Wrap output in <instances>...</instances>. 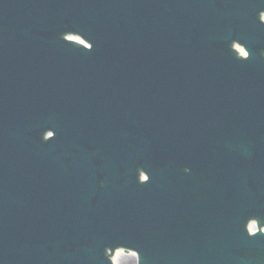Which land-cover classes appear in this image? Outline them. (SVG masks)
<instances>
[{
	"label": "water",
	"instance_id": "water-1",
	"mask_svg": "<svg viewBox=\"0 0 264 264\" xmlns=\"http://www.w3.org/2000/svg\"><path fill=\"white\" fill-rule=\"evenodd\" d=\"M118 252L264 264V0H0V264Z\"/></svg>",
	"mask_w": 264,
	"mask_h": 264
},
{
	"label": "rangeland",
	"instance_id": "rangeland-1",
	"mask_svg": "<svg viewBox=\"0 0 264 264\" xmlns=\"http://www.w3.org/2000/svg\"><path fill=\"white\" fill-rule=\"evenodd\" d=\"M116 264H137V255L126 253L124 254L123 252H121L118 259L116 260Z\"/></svg>",
	"mask_w": 264,
	"mask_h": 264
},
{
	"label": "bare ground",
	"instance_id": "bare-ground-1",
	"mask_svg": "<svg viewBox=\"0 0 264 264\" xmlns=\"http://www.w3.org/2000/svg\"><path fill=\"white\" fill-rule=\"evenodd\" d=\"M120 254H121V252L116 254V255H117V256L115 257L116 260L118 259V257H119Z\"/></svg>",
	"mask_w": 264,
	"mask_h": 264
}]
</instances>
